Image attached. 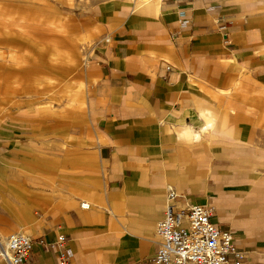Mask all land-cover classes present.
Here are the masks:
<instances>
[{"label":"crops","instance_id":"obj_1","mask_svg":"<svg viewBox=\"0 0 264 264\" xmlns=\"http://www.w3.org/2000/svg\"><path fill=\"white\" fill-rule=\"evenodd\" d=\"M101 21L107 40L91 69L89 106L108 208L70 197L77 209L36 212L23 228L48 242L66 235L70 264H149L171 187L181 206H213L243 264H264V144L241 120L253 117L246 106L231 110L253 95L222 93L264 87V0H120ZM27 180L17 170L0 174V205L25 196L20 184L37 188ZM26 195L30 207L45 202ZM23 264H59L58 252L37 243Z\"/></svg>","mask_w":264,"mask_h":264},{"label":"rangeland","instance_id":"obj_2","mask_svg":"<svg viewBox=\"0 0 264 264\" xmlns=\"http://www.w3.org/2000/svg\"><path fill=\"white\" fill-rule=\"evenodd\" d=\"M113 1L120 0H0V173L17 170L36 181L37 188L21 190L45 201L30 207L25 194L0 205L4 243L12 233L30 234L23 227L36 212L77 209L70 197L108 208L99 197L108 193V171L89 93L96 53L107 40L101 10ZM222 93L253 95L231 110L246 106L253 117L239 119L257 126L264 144V87L248 83Z\"/></svg>","mask_w":264,"mask_h":264},{"label":"built area","instance_id":"obj_3","mask_svg":"<svg viewBox=\"0 0 264 264\" xmlns=\"http://www.w3.org/2000/svg\"><path fill=\"white\" fill-rule=\"evenodd\" d=\"M213 209L207 204L181 206L177 193L169 189L164 216L156 226L160 243L149 264H243V251L235 245L232 232L212 220ZM37 243L56 249L59 264H70L64 234L48 242L23 232L12 233L0 249V257L9 264H23Z\"/></svg>","mask_w":264,"mask_h":264},{"label":"bare ground","instance_id":"obj_4","mask_svg":"<svg viewBox=\"0 0 264 264\" xmlns=\"http://www.w3.org/2000/svg\"><path fill=\"white\" fill-rule=\"evenodd\" d=\"M1 91V90H0ZM2 93V92H1ZM0 93V94H1ZM15 93V92H14ZM7 98V97H6ZM6 98H3L2 97V99H3V101H5L6 100ZM5 167V166H4ZM2 170V173H0L1 174V176L2 177H6L7 176V174L9 173V172H7L6 170H4V168H2L1 169ZM4 172V173H3ZM170 189H172L171 187H169ZM1 190V189H0ZM13 192V191H12ZM15 193V192H14ZM1 195H7L4 191H2V193H1ZM14 196H17V194L16 195H14ZM18 199H20V197H17ZM83 206V205H82ZM0 241H2L3 242V238L0 236ZM6 243H7V239H6Z\"/></svg>","mask_w":264,"mask_h":264}]
</instances>
